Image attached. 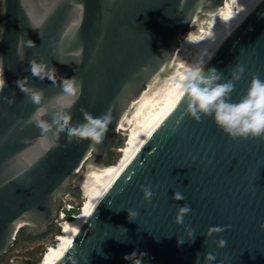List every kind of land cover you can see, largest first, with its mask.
Instances as JSON below:
<instances>
[{"label":"water","instance_id":"obj_1","mask_svg":"<svg viewBox=\"0 0 264 264\" xmlns=\"http://www.w3.org/2000/svg\"><path fill=\"white\" fill-rule=\"evenodd\" d=\"M0 66V257L20 232L39 237L55 226L67 197H82L86 164L111 165V149L124 116L156 78L169 72L180 43L202 15L226 0H5ZM33 41L35 47H28ZM23 56V61H21ZM209 56H212L209 60ZM57 70L55 85L30 72L29 61ZM63 63H61V62ZM244 75L235 84L238 101L253 75L264 80V0H255L214 46L207 68ZM28 77L43 88L49 115L63 94L62 78L76 77L82 91L70 109L94 117L108 112L103 142L42 135L29 123L38 107L16 81ZM223 82V80L221 81ZM15 97L9 104L4 97ZM142 185H151V202ZM185 199L174 201L173 193ZM192 211L177 225V208ZM127 210L136 211L134 220ZM264 139L232 140L213 118L196 122L181 97L114 180L54 264H264ZM231 225L206 240L209 226ZM194 230L188 240L186 228ZM183 244H178L179 239ZM225 239L224 248L214 240Z\"/></svg>","mask_w":264,"mask_h":264},{"label":"clouds","instance_id":"obj_2","mask_svg":"<svg viewBox=\"0 0 264 264\" xmlns=\"http://www.w3.org/2000/svg\"><path fill=\"white\" fill-rule=\"evenodd\" d=\"M28 47H35V43L30 40ZM211 58L212 56H209V60ZM21 61H23V56H21ZM29 64L33 77L40 80L47 78L55 85L57 70L54 67H49L45 62L35 59L30 60ZM244 72V66L239 65L231 72V79L225 80L223 72L215 67L207 68L205 72L202 60L192 64L180 74L176 83L180 96L186 101V115L198 123L202 121V118H213L215 125L232 140L264 139V80L258 75H253L246 93L238 101L234 102L231 99L235 84L242 79ZM16 84L30 102L38 106L30 116L29 123L39 128L45 138L51 133L53 137L59 139L61 133H66L70 140L73 138L78 141L88 140L95 145L103 142L111 122L110 113L105 112L94 117L90 112L81 108L83 122L72 124L70 109L77 102L82 91L76 77L62 78L63 94L51 101V104L55 105V110L51 112L50 120L44 118L50 114L49 107L42 106L45 100L44 89L30 86L28 77L17 80ZM6 86L3 69L0 66V93H3ZM4 99L9 104L15 103L14 96L11 98L5 96ZM141 191L144 199L151 202L153 197L151 185H142ZM172 199L181 201L185 197L183 193L175 191ZM127 211L130 220H134V217L138 215L136 211ZM191 211V207L187 204L178 207L174 222L177 225H183L184 217ZM230 228L231 225L209 226L205 232L206 240ZM260 228L264 230V224H261ZM185 231L188 234V240H194V230L189 227ZM213 242L219 248L227 245V241L223 238ZM183 243L184 239L180 238L178 244ZM199 259L198 256L197 264H199ZM215 260L216 256L213 253L204 254L205 264H213Z\"/></svg>","mask_w":264,"mask_h":264},{"label":"bare ground","instance_id":"obj_3","mask_svg":"<svg viewBox=\"0 0 264 264\" xmlns=\"http://www.w3.org/2000/svg\"><path fill=\"white\" fill-rule=\"evenodd\" d=\"M254 1L255 0H226L225 5L227 10L225 13L223 12V7L212 14H204L200 19L198 18L196 20L192 28H198V32L199 30L206 29L207 33L205 36L197 38L198 40L193 43L195 50L188 54V60L187 58L185 59L187 60V64L184 70L176 71L175 66L178 64L177 61H180L182 53L185 52L188 46L187 44H191L192 37L195 35L194 33L191 37H188L187 43H183V48L178 50L171 70L156 78V80L148 86V90L143 92L141 97L132 104L131 110L124 116L120 129L124 130L133 119L137 121L138 128H133V130L130 129V138L128 137L129 140H127L125 147L122 149V158L116 164L107 167L95 168L89 166L90 164L88 165V172L82 183V190L84 191L83 196L87 195L86 198L88 202L80 216L71 220H63V224L61 223L62 234L58 236V244L48 248L39 264L55 263L67 244L81 229L98 201L141 148L149 133L162 123L181 98L179 90L176 87L180 74L192 64L201 60L204 62L214 46L218 44L228 30L240 18L243 10ZM231 3H233L235 9L230 8ZM162 91L163 94L155 100L156 102L153 101L155 95Z\"/></svg>","mask_w":264,"mask_h":264},{"label":"rangeland","instance_id":"obj_4","mask_svg":"<svg viewBox=\"0 0 264 264\" xmlns=\"http://www.w3.org/2000/svg\"><path fill=\"white\" fill-rule=\"evenodd\" d=\"M231 4H230V8L235 9V6L233 5V3ZM223 7H224L223 12L225 13L227 10L226 5H224ZM212 26H215V25H212ZM197 30L198 28H195V29L191 28L188 31V33L185 35V37L183 38L182 42L180 43L179 49H182L184 45L183 43H187L189 39L188 37H191L193 33L195 34L192 37L191 44H187L188 46L185 52L182 53L181 55L182 58L180 57V61L179 60L177 61L178 64L175 66L176 71L184 70V67L187 64L188 54L192 53L195 50V48L193 47V43H195V41L198 40L197 38H201L205 36L207 33L206 29L199 30V32ZM186 58L187 60H185ZM148 88L149 87H146L144 92L147 91ZM162 94H163V91L160 93H157L153 101L157 100ZM129 124L127 125L128 128L125 127L126 130L120 129V132L115 141V145L111 149V158H112L111 165L116 164L122 158V149L125 147L127 140H129L130 138V134H129L130 129L133 130V128L134 129L138 128V123L135 119H133ZM86 166H87L86 170L88 172V164H86ZM86 197L87 195L79 197V198L73 197V196L67 197L63 205V208H62L65 216L64 218H60V217L58 218V221L55 223V226H56L55 230L51 232L50 234H48L45 238L41 240H37L36 242L29 243L28 241L27 242L21 241L15 244V246L11 248V250L8 251L7 254L3 255V257L0 260V264H25L27 260L35 261L37 264H39L43 255L48 250V248L51 246H56L58 244V236L62 234L61 225L64 222L63 220H71V219H74L75 217H78L76 215H79L83 211L85 205L88 202V199ZM69 205L73 207L71 210H68Z\"/></svg>","mask_w":264,"mask_h":264},{"label":"trees","instance_id":"obj_5","mask_svg":"<svg viewBox=\"0 0 264 264\" xmlns=\"http://www.w3.org/2000/svg\"><path fill=\"white\" fill-rule=\"evenodd\" d=\"M114 145H115V142H114L113 146ZM81 214H82V212L79 215H76V216H80ZM55 227L56 226H54V228L52 230H50L49 232H47L46 234H44L42 236H39V237H32V236L27 235L25 232L22 231V232H20L18 234V236H17V238H16V240L13 243V245H12L11 248H13L15 246V244H17V243H19L21 241H26V242L28 241L29 243H31V242H36L37 240H41V239L45 238L48 234H50L51 232H53L55 230ZM11 248L8 251H10ZM7 252L5 254H7ZM2 257H3V255L0 257V260H1ZM25 264H37V263L35 261L27 260L25 262Z\"/></svg>","mask_w":264,"mask_h":264},{"label":"flooded vegetation","instance_id":"obj_6","mask_svg":"<svg viewBox=\"0 0 264 264\" xmlns=\"http://www.w3.org/2000/svg\"><path fill=\"white\" fill-rule=\"evenodd\" d=\"M5 20H6V3L5 0H0V42L2 40L5 30Z\"/></svg>","mask_w":264,"mask_h":264},{"label":"built area","instance_id":"obj_7","mask_svg":"<svg viewBox=\"0 0 264 264\" xmlns=\"http://www.w3.org/2000/svg\"><path fill=\"white\" fill-rule=\"evenodd\" d=\"M66 201V200H65ZM65 203V202H64ZM73 207L71 206V205H69V207H68V210H71ZM62 212H60V218H64V216H65V214H64V212H63V209L61 210Z\"/></svg>","mask_w":264,"mask_h":264}]
</instances>
